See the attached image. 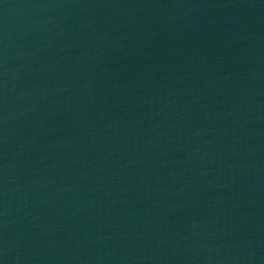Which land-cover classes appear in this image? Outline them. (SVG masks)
Instances as JSON below:
<instances>
[{
    "label": "water",
    "instance_id": "95a60500",
    "mask_svg": "<svg viewBox=\"0 0 264 264\" xmlns=\"http://www.w3.org/2000/svg\"><path fill=\"white\" fill-rule=\"evenodd\" d=\"M0 264H264V0H0Z\"/></svg>",
    "mask_w": 264,
    "mask_h": 264
}]
</instances>
